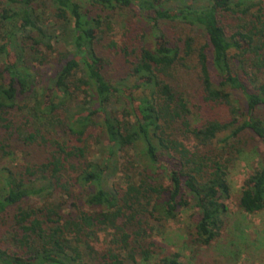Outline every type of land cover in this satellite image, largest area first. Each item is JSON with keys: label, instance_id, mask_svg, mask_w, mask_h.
Returning <instances> with one entry per match:
<instances>
[{"label": "trees", "instance_id": "16d2710c", "mask_svg": "<svg viewBox=\"0 0 264 264\" xmlns=\"http://www.w3.org/2000/svg\"><path fill=\"white\" fill-rule=\"evenodd\" d=\"M91 4L0 0V264H184L155 240L165 222L193 209L182 242L197 254L235 195L264 210V0ZM127 10L154 22L150 45H104ZM248 149L260 165L235 194Z\"/></svg>", "mask_w": 264, "mask_h": 264}, {"label": "rangeland", "instance_id": "374dc122", "mask_svg": "<svg viewBox=\"0 0 264 264\" xmlns=\"http://www.w3.org/2000/svg\"><path fill=\"white\" fill-rule=\"evenodd\" d=\"M81 2L85 8L98 12V8L93 7L91 0H81ZM110 21L111 29L108 38L104 42L106 46L115 42L116 48L119 50L127 46H131L132 50L133 46L142 43L144 35L147 36L148 45L153 41L152 26H154V22L149 21L147 16L137 17L133 15L132 11L127 10L119 13ZM161 27L167 29L169 35L173 38H185L188 35L198 36V33H195L191 27L185 25L166 24L161 25ZM107 52L114 61L109 71L115 76L122 75L126 67L121 65L122 62H120L119 57L113 56L116 51ZM1 63L0 59V65ZM183 76L187 78L186 82H191V93L197 95L195 74L185 73ZM248 139L251 142L256 140L253 136ZM190 144H193L192 140ZM93 148L96 150L97 147L94 146ZM245 153L234 164L230 172V181L235 194L244 186L249 174L260 165L259 157L254 152L248 149ZM20 156H23V154L20 153ZM227 204L229 207L228 219L222 236L212 246L203 248L200 253L191 252V249L185 248L182 242L187 226L190 224L189 217L193 209L185 210L176 220L165 222V227L161 228L164 233L155 235L156 242L163 243L171 251H180L181 260L184 264H264V210L254 213L246 212L238 205L236 195ZM106 237L102 235L96 245L104 248ZM236 250H242L241 256L238 257L232 254Z\"/></svg>", "mask_w": 264, "mask_h": 264}]
</instances>
